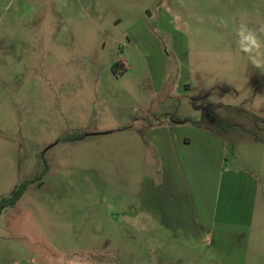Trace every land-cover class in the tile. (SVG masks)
Segmentation results:
<instances>
[{"label":"rangeland","instance_id":"rangeland-1","mask_svg":"<svg viewBox=\"0 0 264 264\" xmlns=\"http://www.w3.org/2000/svg\"><path fill=\"white\" fill-rule=\"evenodd\" d=\"M261 24L264 0H0V200L32 182L0 210V264H264V71L237 34L264 45ZM201 132L232 170L221 235L121 241L163 148Z\"/></svg>","mask_w":264,"mask_h":264},{"label":"crops","instance_id":"crops-1","mask_svg":"<svg viewBox=\"0 0 264 264\" xmlns=\"http://www.w3.org/2000/svg\"><path fill=\"white\" fill-rule=\"evenodd\" d=\"M199 135L198 149L192 148L193 140L188 135L172 138V143L163 148L161 168L154 170L161 179L148 177L147 194L141 200L142 210L136 211L134 216L122 214L118 234L121 241L132 240L131 235L135 231L146 233L149 249L152 246L165 251L174 243L178 247L202 250L203 246L212 245L209 242L221 235L216 224L217 207L223 175L232 170L224 169L223 145L220 146L214 134L201 132ZM232 173L237 175L235 171ZM191 201H194L193 205ZM171 202H176V208L171 207ZM244 218V232H250L253 213H247ZM235 227L236 224L231 229ZM179 262L185 264L183 260ZM192 262L203 264L200 258ZM166 263L154 258L148 264ZM102 264L120 263L104 261Z\"/></svg>","mask_w":264,"mask_h":264},{"label":"clouds","instance_id":"clouds-1","mask_svg":"<svg viewBox=\"0 0 264 264\" xmlns=\"http://www.w3.org/2000/svg\"><path fill=\"white\" fill-rule=\"evenodd\" d=\"M259 32L264 33V24H261ZM240 51L247 54L251 63L258 69L264 71V51H261L264 45L261 44L256 32L241 25L238 31Z\"/></svg>","mask_w":264,"mask_h":264},{"label":"trees","instance_id":"trees-1","mask_svg":"<svg viewBox=\"0 0 264 264\" xmlns=\"http://www.w3.org/2000/svg\"><path fill=\"white\" fill-rule=\"evenodd\" d=\"M47 173V170L44 171V173L42 174V176L40 178H38L37 180H41V178ZM32 182H25L23 184H21L20 186H18L16 188V190L11 194L10 197L8 198H3L0 200V210L5 209L6 207H11L14 206L19 200L20 198L23 196V194L26 191V188L28 187V185H30Z\"/></svg>","mask_w":264,"mask_h":264},{"label":"flooded vegetation","instance_id":"flooded-vegetation-1","mask_svg":"<svg viewBox=\"0 0 264 264\" xmlns=\"http://www.w3.org/2000/svg\"><path fill=\"white\" fill-rule=\"evenodd\" d=\"M57 143V142H56Z\"/></svg>","mask_w":264,"mask_h":264}]
</instances>
